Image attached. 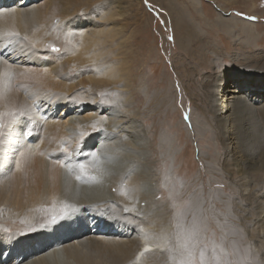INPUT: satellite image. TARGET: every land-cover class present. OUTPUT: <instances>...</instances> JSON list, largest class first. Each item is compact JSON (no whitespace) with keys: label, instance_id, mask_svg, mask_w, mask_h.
Segmentation results:
<instances>
[{"label":"rangeland","instance_id":"rangeland-1","mask_svg":"<svg viewBox=\"0 0 264 264\" xmlns=\"http://www.w3.org/2000/svg\"><path fill=\"white\" fill-rule=\"evenodd\" d=\"M50 2L52 0H38L35 5L45 6ZM175 2L176 9L170 8L167 0H68L66 13L63 6L64 12L54 18L52 28H46L48 35L44 38L47 41L44 47L29 44L32 49L25 51L27 56L23 53L16 56L17 60L6 61L11 69L25 71L31 76L49 72L47 82L65 85L67 89H45V92L35 89V94L21 90L20 85L11 89L9 99L22 102L25 111L16 112L19 114L10 128L12 136L5 145L6 155L3 152L2 157L6 122L5 116L0 119V181L7 183L20 176V191L28 189V178L35 168L33 162L39 155H48L47 160L52 165H60L64 161L71 162L69 159L74 158L77 151H85L87 140L102 138L105 140L101 142L110 144L106 147L115 151L118 147L113 145L114 142L119 140L125 144L116 152L125 159L126 170L139 168L149 173L155 199L150 208H158L155 212L159 210L157 215L160 217L164 208L167 217L173 218L176 214L173 211L176 206L172 207L169 202L163 204L159 195V187H166L171 180L180 193L189 184L197 185L206 193L212 187L214 195L224 188L218 179L212 181V176H208L209 147L204 132L199 129L202 126L200 121L205 113L214 124L209 88L221 84L218 82L220 75L239 72L250 61L264 63V0ZM187 4L191 10L184 16L180 10ZM175 22L180 26L184 22L186 27L197 31L196 41L201 42L192 47V54L187 53L189 56L179 47ZM181 32L182 36L184 31ZM18 35L15 36L19 46L20 40H24ZM83 37L94 43L87 53V61H81L77 56L80 53L68 48L73 42L80 45ZM58 43L63 44L61 53L59 46H55ZM16 54L13 49L6 57L14 58ZM73 60L75 65L72 63L67 69L61 66L60 72L54 71L59 65ZM70 107L80 109V116L86 120L90 119L89 114H94L95 117L87 121L92 126L84 129L79 125L76 130L80 134L79 142L67 136L60 146L61 155H53L47 152L46 139L54 140L57 135L51 137L49 127L55 122L63 124L60 116ZM19 142L24 146L19 148ZM215 143L221 158L219 135ZM102 151L101 147L95 148L94 155L101 158ZM10 157L13 164L9 163L10 167H7L6 161ZM110 180L107 186L112 191L117 190V185ZM209 182L211 187L207 184ZM187 193H182V198L185 199ZM20 197L19 194L18 198L11 197L4 204L0 202V233L4 235H15L28 242L31 234L49 228L58 216L67 214L66 211L43 212L30 228V219L36 215L30 213L25 205L28 203L21 204L27 198ZM236 204L239 207V202ZM33 208H37L36 205ZM162 222L163 219L150 221L152 226L158 224L153 241L166 242V249H176V241L166 230L171 224L165 220L167 223L162 229ZM4 241L0 242V253L9 249L7 253L11 255L12 249L17 247L14 241ZM202 250L196 252L195 258L197 263L204 264ZM208 262L224 264L217 257ZM8 264H14V261Z\"/></svg>","mask_w":264,"mask_h":264},{"label":"bare ground","instance_id":"bare-ground-1","mask_svg":"<svg viewBox=\"0 0 264 264\" xmlns=\"http://www.w3.org/2000/svg\"><path fill=\"white\" fill-rule=\"evenodd\" d=\"M167 1L170 8L178 7L175 0ZM36 2L38 0H0V119L5 116L6 122L1 157L5 145L10 142V128L19 114L16 112L25 111L22 102L9 99L11 89L20 85L21 90L32 94H35V89L41 92L53 88L67 89L65 85L47 82L49 72L31 76L8 66L9 60H17V55L32 49L29 44L44 47L47 42L44 38L48 35L46 28H52L54 18L64 12L62 9L68 0H52L45 6L35 5ZM188 4L180 10L184 16L186 11L191 10ZM75 7L77 11L79 4ZM174 27L179 47L185 54H192V47L201 42L196 41V29L190 30L184 22L182 26L175 22ZM181 30L184 31L182 36ZM16 34L24 40H20L19 46L16 45ZM80 43L73 42L68 48L79 52L77 56L81 61H87V53L94 43L84 37ZM62 45H55L59 46V52ZM13 49L17 52L14 58L6 57ZM72 63L76 64L74 60L66 62L54 71L60 72L61 66L67 69ZM50 73L53 75L54 72ZM231 75L234 78H230ZM218 82L221 83L218 87L209 88L214 124L204 113L199 129L204 132L209 147L210 171L207 175L212 176V181L218 179L224 185L220 192L214 195L209 182L207 184L211 189L207 186L206 189L210 190L207 193L191 184L180 193L171 180L166 187H159V195L163 204L169 202L172 207L176 206L173 207L176 214L173 218L167 217L164 208L160 217L157 215L159 210L155 212L158 208H150L155 199L149 173L139 168L126 170L125 159L116 152L117 149L122 150L123 142H114L113 145L118 147L115 151L107 148L110 144L102 143L105 139H89L85 142V151H77L74 158L69 159L71 162L64 161L60 165H52L47 160L48 155H39L33 162L35 168L28 178V189L20 191V176L7 183L0 181V202L4 204L11 197L18 198L19 194L26 197L27 201L21 204L30 203L25 205L31 214L36 215L30 219V228L43 212L66 211L67 214L58 216L49 228L31 234L28 242L15 235L0 233V242L14 241L17 247L12 249L11 255L7 253L9 249L0 253V264L10 261L14 264H202L197 263L195 258L200 249H203L204 264H208L213 257L224 261V264H264V63L250 61L239 72L220 75ZM80 113V109L70 107L60 116L63 124L55 122L49 127V135L57 137L46 139L47 152L61 155L60 146L67 136L79 142L77 127L90 128L92 124L87 121L95 117L89 114L90 119L86 120ZM218 135L222 144L221 158L215 143ZM17 145L24 146L20 142ZM100 147L103 149L101 158L94 155L95 148ZM9 163L13 164L11 157L6 161L7 167H10ZM110 179L117 185V190L112 191L108 187ZM173 190L174 193H171ZM182 193H187L185 199ZM162 219V229L167 222L171 224L166 230L176 241V249H166V242L153 241L158 224L152 226L150 221ZM55 246L57 249H53Z\"/></svg>","mask_w":264,"mask_h":264},{"label":"snow or ice","instance_id":"snow-or-ice-1","mask_svg":"<svg viewBox=\"0 0 264 264\" xmlns=\"http://www.w3.org/2000/svg\"><path fill=\"white\" fill-rule=\"evenodd\" d=\"M54 51L56 50V49H53Z\"/></svg>","mask_w":264,"mask_h":264}]
</instances>
